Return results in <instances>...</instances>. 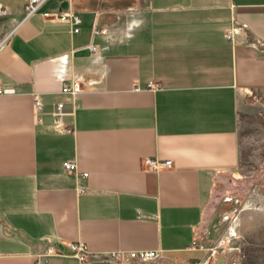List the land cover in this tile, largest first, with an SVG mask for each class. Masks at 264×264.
<instances>
[{
  "label": "crops",
  "instance_id": "obj_1",
  "mask_svg": "<svg viewBox=\"0 0 264 264\" xmlns=\"http://www.w3.org/2000/svg\"><path fill=\"white\" fill-rule=\"evenodd\" d=\"M23 1L0 0V34ZM67 11L76 33L47 15ZM249 91L264 95V0H46L0 51V264H194L207 206L241 178L239 108L264 112ZM149 249L162 257L108 258ZM230 257L211 264H244Z\"/></svg>",
  "mask_w": 264,
  "mask_h": 264
},
{
  "label": "rangeland",
  "instance_id": "obj_2",
  "mask_svg": "<svg viewBox=\"0 0 264 264\" xmlns=\"http://www.w3.org/2000/svg\"><path fill=\"white\" fill-rule=\"evenodd\" d=\"M247 111L239 108L241 178L220 192L221 201L215 202L217 206L212 203L207 206L211 208V217L194 238L202 247V253L197 252L201 255L197 261L206 258L208 248L221 241L223 251L217 248L216 260L230 254L231 261L241 259L244 264H264V112L262 107L256 111L258 115Z\"/></svg>",
  "mask_w": 264,
  "mask_h": 264
},
{
  "label": "built area",
  "instance_id": "obj_3",
  "mask_svg": "<svg viewBox=\"0 0 264 264\" xmlns=\"http://www.w3.org/2000/svg\"><path fill=\"white\" fill-rule=\"evenodd\" d=\"M46 0H24L22 4V10L23 15L22 18L17 21V23L9 29L8 31H5L0 34V50L3 49L9 40L10 35L15 30V28L22 23L28 16L32 15L33 13L37 12L41 5ZM10 14V11L7 7L0 4V16H6ZM47 15L52 16L54 20H67L72 24V32L76 33L79 30V23L81 21L80 16L77 14H74V12H54V13H47ZM243 27L234 24L228 31L225 32V37L229 40L233 39V36L240 33V30ZM94 32H104V29H95ZM92 47V46H91ZM150 86H153L151 83H149ZM79 91V84L77 81L73 80L70 83H64L61 88V92L68 93L71 96H74ZM33 106H34V112H35V119L36 121L40 122L42 120V106L41 101L38 98V96H33ZM64 103L62 101H57L54 105L53 110L51 111V115L53 117L54 123L58 125H63L62 117L66 112L63 110ZM74 107H76V104L74 102ZM142 162L144 165L149 169H159L162 167H169L171 165L170 160H156L151 159L149 157H145L142 159ZM64 167L68 171H72L76 169V165L73 161H67L64 164ZM82 175H87L86 172H82ZM81 188L80 190H82ZM228 199V198H226ZM191 248H202L200 245L195 243V240L191 242L190 245ZM221 251H223V245L221 241H219L215 246L208 248L209 254L206 258H203V260L195 261L194 264H208L210 258H214L215 254L217 253V248ZM69 250L71 251V254L75 257H77L79 260H85L88 258V251L81 243H70L68 245ZM48 253V251H47ZM45 253H40L37 255V264L40 262V257ZM162 257L161 250L160 249H149V250H135V251H129L127 253L125 252H111L108 256V258H115L120 263H124L127 260H134L141 263H150L155 260H158Z\"/></svg>",
  "mask_w": 264,
  "mask_h": 264
},
{
  "label": "trees",
  "instance_id": "obj_4",
  "mask_svg": "<svg viewBox=\"0 0 264 264\" xmlns=\"http://www.w3.org/2000/svg\"><path fill=\"white\" fill-rule=\"evenodd\" d=\"M246 100L264 102V95L257 93L256 91H249L246 93ZM199 258L191 259L192 262L197 261Z\"/></svg>",
  "mask_w": 264,
  "mask_h": 264
},
{
  "label": "water",
  "instance_id": "obj_5",
  "mask_svg": "<svg viewBox=\"0 0 264 264\" xmlns=\"http://www.w3.org/2000/svg\"><path fill=\"white\" fill-rule=\"evenodd\" d=\"M62 5H63V7H65L66 6V3L64 2Z\"/></svg>",
  "mask_w": 264,
  "mask_h": 264
},
{
  "label": "bare ground",
  "instance_id": "obj_6",
  "mask_svg": "<svg viewBox=\"0 0 264 264\" xmlns=\"http://www.w3.org/2000/svg\"><path fill=\"white\" fill-rule=\"evenodd\" d=\"M245 206L248 207V203Z\"/></svg>",
  "mask_w": 264,
  "mask_h": 264
}]
</instances>
